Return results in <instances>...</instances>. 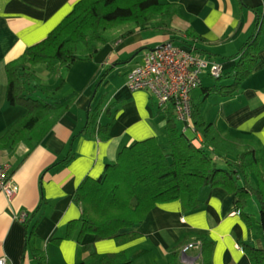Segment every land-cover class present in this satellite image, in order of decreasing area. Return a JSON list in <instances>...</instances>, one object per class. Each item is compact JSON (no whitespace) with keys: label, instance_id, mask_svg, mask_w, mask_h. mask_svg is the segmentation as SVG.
I'll return each instance as SVG.
<instances>
[{"label":"crops","instance_id":"obj_1","mask_svg":"<svg viewBox=\"0 0 264 264\" xmlns=\"http://www.w3.org/2000/svg\"><path fill=\"white\" fill-rule=\"evenodd\" d=\"M77 1L0 0V134L24 113L6 98V63L43 39ZM168 1L180 9L170 28L150 26L125 34L132 24L113 27L105 31L106 41L92 58L76 60L65 71L62 96L74 94L73 103L40 143L30 149L20 142L12 153L0 148V164L10 165L16 190L11 198L0 190V257H8L12 264H95L91 255L94 251L102 256L141 246L145 252L132 264H170L174 246L191 235L184 246L186 252L183 247L179 253L180 263L188 264L197 251L188 245L202 233L214 242V264H252L244 243L262 246L260 231L237 212L234 192L219 186L203 190L204 201L195 211L183 212L179 201L157 204L138 227L120 230L139 232V236L121 244L114 236L96 240L92 233L78 239V228L67 233L68 222L81 216L73 193L86 176H101L106 164L137 140L155 136L159 142H168L158 97L150 89L131 90L127 85L128 73L143 61L145 53L166 41L183 44L184 39L192 41L190 35H197L203 37L192 41L199 47L198 54L221 63L239 51L256 30L259 15L264 14V0ZM258 53L251 74L238 90L213 93L220 96L212 104L213 118L205 116V104L211 95L206 97L202 86L197 103L203 102V118L213 122L221 134L253 142L264 157V27ZM233 63L234 59L224 64L223 74L232 69ZM102 96L105 101L98 124L111 119L109 107L117 110L107 139L100 138L96 124L85 129L89 107L96 106ZM178 117L183 128L191 122V117ZM68 157L70 160L64 163ZM37 253L45 256L42 263Z\"/></svg>","mask_w":264,"mask_h":264},{"label":"trees","instance_id":"obj_2","mask_svg":"<svg viewBox=\"0 0 264 264\" xmlns=\"http://www.w3.org/2000/svg\"><path fill=\"white\" fill-rule=\"evenodd\" d=\"M179 14V6L168 0H78L43 39L27 46L20 57L6 63L7 100L11 105L21 106L24 113L0 134V148L12 153L20 142L30 149L40 143L73 103L74 94L62 96L65 71L76 60L92 58L106 41L105 31L127 22L133 27L125 34L150 26L168 29ZM263 27L264 14H260L253 34L235 55L221 62L224 66L234 59L231 70L213 78L228 77L230 83L204 86L201 82L199 87L202 86L206 97L215 92L232 94L240 88L258 59ZM189 37L196 42L203 39L197 35ZM192 41L184 39L182 42L193 45L194 51L199 53L197 43ZM55 74L57 80L51 84L50 79ZM40 79L45 83L41 85ZM37 91L45 98L32 95ZM104 101L102 96L96 106L89 107L85 127L96 124L101 139L109 137L117 112L113 106L109 107L107 114L111 119L98 124ZM202 103L191 97V122L184 128L179 125L174 100L162 108L168 151L155 136H150L124 146L98 178L86 176L73 193V199L81 206V216L68 222L67 233L78 228V239L92 233L96 240L114 236L121 244L133 240L139 232L120 230L138 227L157 204L179 201L183 212L195 211L201 207V191L219 186L234 192L237 212L251 227L253 214L247 206L251 198L257 201L259 217L255 220L263 244L256 246L246 242L244 249L252 264H264V157L253 142L221 134L213 122L203 118ZM69 160L68 157L63 162ZM7 175L11 176L10 169ZM190 236L174 246L170 264H181L179 253ZM193 239L201 243L203 264H214V242L202 233ZM144 252L145 249L138 246L102 256L94 251L91 255L95 264H132L134 258ZM37 259L42 263L45 256L37 253Z\"/></svg>","mask_w":264,"mask_h":264},{"label":"built area","instance_id":"obj_3","mask_svg":"<svg viewBox=\"0 0 264 264\" xmlns=\"http://www.w3.org/2000/svg\"><path fill=\"white\" fill-rule=\"evenodd\" d=\"M208 66L212 77L219 78L223 73L221 63L200 56L194 51L193 45L166 41L160 47L145 53L143 61L128 74L127 85L131 90H152L162 107L170 100H174L178 115L186 119L191 115L190 94L200 86L201 74ZM9 169L8 163L0 164V190L11 198L16 190L10 176L7 175ZM193 246L197 251L191 255L188 264H202L199 261L202 256L201 243L196 241L188 245V247ZM186 249L187 247H184V253ZM0 264H12V262L8 257L2 256Z\"/></svg>","mask_w":264,"mask_h":264},{"label":"rangeland","instance_id":"obj_4","mask_svg":"<svg viewBox=\"0 0 264 264\" xmlns=\"http://www.w3.org/2000/svg\"><path fill=\"white\" fill-rule=\"evenodd\" d=\"M130 24H132L131 22H127V23H122V24H119V25H117L118 27H127V26H129ZM109 30V29H108ZM110 31V30H109ZM176 44V43H175ZM37 67H39V66H37ZM209 70H210V66H208L207 68H204L203 69V72H202V74H201V82L203 83V85H205V86H208V85H213V84H228V83H230L231 82V78H228V77H223V78H221V79H215V78H213L209 73ZM55 80H57V78L55 77V78H51L50 79V83L51 84H53L54 83V81ZM40 82V84L42 85L43 83H45V82H43L41 79L39 80ZM33 90V89H32ZM202 92V88L201 87H199L198 89H194L192 92H191V94H190V96L191 97H194V99H195V101L197 102V99L198 98H200L199 97V95H200V93ZM32 95H34L36 98H45V95L41 92V91H37L36 93H32ZM217 97H220L218 94H211V96H210V98L207 100V103L205 104V111H204V113H205V116L207 117V118H213V113L211 114V110L213 109V106H212V104H213V102H214V100L215 99H217ZM7 98V97H6ZM18 109H21V111H23V109L21 108V106H19L18 107ZM214 114H215V111H214ZM178 122H179V124H182V122H181V120L179 119L178 120ZM163 138L161 137V140H162ZM166 140V139H165ZM160 141V143H161V145L165 148V150H167L168 151V149H170V147H169V145H168V142H166V141ZM204 190V189H203ZM203 190L201 191V194H202V192H203ZM203 195V194H202ZM201 198H203V196H201ZM203 201H204V199H202V203H203ZM202 203H201V205H202ZM248 205L249 206H247V210L249 211V212H251L253 215H252V220H253V224L256 226V227H258L257 226V223H256V218L258 219V217H259V205L256 203V201H255V199L254 198H251L250 200H249V202H248ZM199 246V245H198ZM198 249H200V248H198ZM200 261V263H201V260H199Z\"/></svg>","mask_w":264,"mask_h":264}]
</instances>
